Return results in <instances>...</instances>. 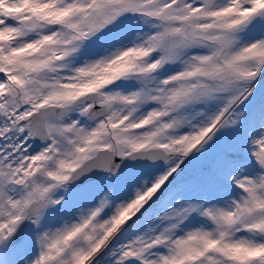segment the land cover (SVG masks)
I'll use <instances>...</instances> for the list:
<instances>
[{
  "label": "snow or ice",
  "instance_id": "1",
  "mask_svg": "<svg viewBox=\"0 0 264 264\" xmlns=\"http://www.w3.org/2000/svg\"><path fill=\"white\" fill-rule=\"evenodd\" d=\"M0 264H264V0H0Z\"/></svg>",
  "mask_w": 264,
  "mask_h": 264
}]
</instances>
